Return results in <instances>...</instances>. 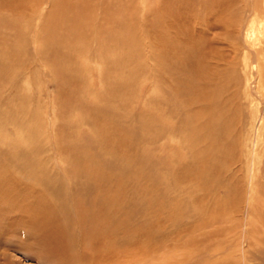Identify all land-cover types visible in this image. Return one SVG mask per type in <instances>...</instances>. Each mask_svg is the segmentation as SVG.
I'll return each mask as SVG.
<instances>
[{
    "label": "rangeland",
    "instance_id": "374dc122",
    "mask_svg": "<svg viewBox=\"0 0 264 264\" xmlns=\"http://www.w3.org/2000/svg\"><path fill=\"white\" fill-rule=\"evenodd\" d=\"M6 1L0 11V176L11 174L23 196L43 195L61 225L64 217L74 220L73 210L85 202V227L80 218L66 230L80 255L77 264H264V0H82L80 7H93L98 25L109 7L111 20L135 27L130 50L108 42L122 35L109 22L99 33L113 49L92 56L89 41L62 39L58 58L50 42L37 49L34 37L48 24L54 30L51 23L61 12L70 14L72 0ZM65 64L79 79L66 77ZM109 93L124 99L107 104L116 119L108 121L111 128L133 135H119L116 143L120 137L132 141L121 151L116 143L119 150L90 139L97 158L112 170L101 168L104 177L88 183L86 170L68 163L74 154L60 159L55 147L73 140L71 146L80 145L82 137L98 140L94 126L105 125L78 127L76 121L90 99ZM212 95L215 106L192 104ZM166 99L170 104L159 117ZM142 160L148 166L139 181L134 167ZM111 196L120 197L113 208ZM55 233L62 231L47 232L48 243ZM12 240L17 242L6 241L13 250L6 248L5 255L15 264H59L43 244L27 252Z\"/></svg>",
    "mask_w": 264,
    "mask_h": 264
},
{
    "label": "bare ground",
    "instance_id": "6f19581e",
    "mask_svg": "<svg viewBox=\"0 0 264 264\" xmlns=\"http://www.w3.org/2000/svg\"><path fill=\"white\" fill-rule=\"evenodd\" d=\"M36 2H38V1H36ZM81 2H82V0H72L71 1L72 4L70 5L72 10L71 11L67 10V11L70 12V14H67V16L66 15L64 16V14H63L64 12H61V13H59V15H61L60 17H59V15H57L56 20H55L56 23H55L54 20H53L54 23H51L52 26L54 25V30L50 31V30L47 29L48 26L51 27V25H49V24L47 25L46 28L45 27H42V29L40 28L39 32H41L42 35H40V37H34V40L36 42L38 40H40V43H39L40 47H38L37 49H41L42 48L41 46L44 45L43 42H50L51 45L54 47L51 50L52 54H53V56L55 58H58V55H62V53L60 51H62V52L64 51V48H61L62 45L65 44V42H60L62 39H65V41H67V40L75 41V40L79 39V42L80 41H89L88 44L92 45L93 49L91 48V46H88L87 50L89 51V53L92 52V56H94V54H97L99 51H100L99 53L101 54V51H107L109 48L113 49L110 45L107 46V43L101 38V37L105 38V35H100V33H99L100 30L102 32H103V30L106 31L105 30V25L109 27V22H110V24H112V27L114 26L115 29L119 28L121 30L122 35L120 34V36H116V37L112 36L110 38V41H108V42L113 43L118 48H124L125 47V48H128L130 50V47H131V44H132V37L137 33V30L135 29V27L132 24L129 25V24L126 23L124 26H122L121 24H117V20L115 18H113L111 20V17H113V16L111 15V9L108 7L107 13L102 16V17H104L103 20L105 21L104 24H99L98 25V23H101V22H99L98 20H96L98 22H95V19H93V7L89 8V10L87 11L85 6L83 8L80 7L81 6V4H80ZM83 2H85V1H83ZM41 3H42V1H41ZM10 4L13 5L14 7H16L18 5V4L15 5V3H10ZM6 6H9V2H7L6 0H0V11L5 10L4 8H6ZM263 7H264V5H263ZM12 9H14V8H12ZM106 10H107V8H106ZM253 13L256 16H258V10H254ZM32 15L33 14L31 13V14L27 15V17H31ZM23 16H26V15L23 14ZM130 16H131V14H130ZM109 17H110V19H109ZM23 18H22V20H23ZM29 19L30 18H28V20ZM262 20H264V18ZM3 21H4V19H3ZM131 21H132V18H131ZM24 22H26V21L24 20ZM1 23H0V25H1ZM256 24H258V23H256ZM256 24L254 26H256ZM262 24H263V22L261 23V25ZM7 25L9 26V23H7ZM7 25H4L5 27L4 26H2V27H4L6 29ZM39 27H40V25H39ZM110 28H109V30H110ZM255 28H257V27H255ZM259 28H261V27H259ZM263 29L264 28H262L260 30L258 29V30L261 31ZM49 32H51V33L48 36L47 34ZM254 32H255V29H254ZM104 34H106V33L104 32ZM257 36H258V34H257ZM250 39H251V37H250ZM256 39H257V37L255 38V40ZM94 49H96V50L94 51ZM174 51L175 52H177V51L179 52L180 50H179V48L176 47V48H174ZM38 56H39V51H38ZM46 58H47V56H46ZM159 59H161V61H164V62L167 61V57H164V56L159 57ZM55 63H57V62H55ZM115 63H116V61H115ZM184 63H185V61L183 62V64ZM190 64H191V62H190ZM63 68H64V71L67 74L66 77H70V78H73V79H79V77L77 78V76H75L77 73L75 74L73 72L74 69L72 67H68V64L67 65L66 64L63 65L62 69ZM72 73L75 74V75L71 76ZM257 74L260 75L259 71L257 72ZM176 79H179V78H176ZM115 81H117V80H115ZM120 82H121V84H123L122 81H120ZM124 82H125V80H124ZM179 84H180V86L182 85V87H181L182 89H186L183 83H179ZM125 85H126V83H125ZM198 89L199 88H197V90ZM112 94H114V93H112ZM112 94L109 93L110 96L106 95V98L104 97L102 99H97V100L95 98L90 99V102H88L89 103L88 107L87 106L83 107V108H87V111H84V113L81 114L82 116L78 117L79 119L76 121L77 122L76 125L78 127H80V125L83 126L84 124H86V125L94 124V125L97 126V123H99V122H101V126L105 125L104 127L98 128V129L94 126L96 131L99 130V132H100V134L98 135V137H99L98 140H96V139L93 140L94 137H92V135L90 134V137H92V138H83L82 137V138L79 139L80 145H79L78 141H76V143L74 142L73 146H71L73 141H75V140H73V141H71V144H69V145L62 146L60 143H58L57 147H55L56 148L55 149L56 150V154H57V156L60 159H63L62 157L64 155L68 154V153L74 154L75 159H71L70 162H68V163L76 166L77 168H80V171L86 170V175H87L86 176V180H87L88 183H90V182H93V183L98 182V178H103L104 177V176H102L100 174L102 172L101 168H103L105 173H106V171L112 170V168L110 166L107 167L106 164H102V160L97 158V156L93 152V148L90 146V145H92L90 143V139L92 140V142L96 143L95 145H102L103 147L109 146V148L112 149V150L121 149V151L125 150L124 148H128L130 146V144H131V141H132V139H131L130 142H128L126 139L120 137L121 144L119 143V145H117V143H116L117 141H119L118 140L119 139L118 138L119 135H125V136L129 135V138H130L132 134H131V132L118 130L119 127H117L118 129H115V127H113V129L111 128L113 123H112V121H110V122H108V121L110 120V118H111V120L114 118V113H113L114 111L109 110V108H107V106L108 105L111 106V103H115V104L118 105V103H121L124 100V99L123 100L120 99L119 98L120 96L117 97L118 95L116 96L117 98H114L112 96ZM108 96L110 98H108ZM212 96H214V95H212ZM215 98H216V95L214 97H211V100H208V101L207 100L206 101L203 100L201 102L197 101V103H196L195 100H192V104H194V105H198V104L202 105V104H207V102H208L210 105L212 104L213 106H215V104L217 102V99H215ZM172 100H174V99H172ZM95 102H98L99 104H103V106L100 107L98 104H95ZM174 102H176V101H174ZM167 103H169L167 99L164 100L161 103L162 104L161 106H163V108L161 109L162 111L158 113L159 117H160V113L163 114V110L166 109L165 107H166ZM124 105H126V104H124ZM105 106H106V109H105ZM207 107H209V106H207ZM171 109H172V107H171ZM167 111L168 110H166V112L164 114H167L168 113ZM174 113H175V111H174ZM222 114H223V111L221 112V110H220V114L219 115L222 116ZM128 117H130V116H128ZM158 121H161V120L159 119ZM109 123H111V125H109ZM114 123H116V122L114 121ZM151 123L152 122L149 121V120H147V123L144 122V124H146V127L148 129H150ZM161 125L162 124H160L159 127H161ZM172 129H173V127H172ZM105 131H106V134H105ZM143 131H144V129H143ZM153 133H155V132H153ZM158 133L159 134L161 133L160 130L158 131ZM113 143H116L115 146L119 147V149H115V146H113ZM259 146H260L259 142L257 141L253 145L251 150L256 151ZM109 148H104V149L109 151ZM262 149H264V145H262ZM118 153L119 152H117V154ZM253 158L255 159V153H253ZM14 159L15 158H13V160ZM129 159H127V160H129ZM254 159L252 160V163H254V161H255ZM68 160H69V158H68ZM15 161H16V159H15ZM134 161H135V157H133L131 159V163L134 164L133 163ZM12 164H13V167L16 166V162L12 161ZM128 166L129 165H125V167L122 169V172H121V174L119 176L121 179H122V176H124V175L126 176V173H128L127 170H126ZM138 166H139L138 168L134 167L135 168V175H133V176L139 177L140 178L139 181H140L142 179L143 172L146 170V166H148V165H147V163L145 161L142 160V162L140 164H138ZM19 169H20V167H19ZM251 169H255V164L252 165ZM89 170L91 171V173L89 172ZM129 170H130V168H129ZM78 174H79V172H78ZM8 175L10 176V178H7ZM76 175L77 174L69 175L68 178L64 177L63 180L64 181L70 180V179H72V177H75ZM81 175H84V174L81 173ZM111 176H112V173H111ZM0 177H2V176H0ZM21 185L22 184H19L17 182V180H15V178L12 177V175L9 174V173L5 174V176L0 178V244H1L0 246L3 245L2 248H4L3 254H4V257H5V263L3 262L2 264H15V262L12 259H9L5 255V252H7L6 248L10 247V250H13V249H11L12 248L11 246L6 245L7 244L6 241L7 240L10 241L11 237H13V239L17 238V242L15 240H12V241H15V244L17 245V247L19 249L25 248L27 250V252H28V249H29V251H31V250L33 251L37 246H39L40 244L41 245L43 244L44 245L43 249L47 248L48 256L53 255V254L55 256H57V263H59V264H64V262H65V264H77V263H80L81 260L78 257L80 255H78V252H76L77 250L75 248H72V241L70 239H68V234L66 233V230L68 229V223H70L73 226V224H76V221L79 222V219L82 217L83 212L85 210L84 207H83V204L85 202L84 201L83 202L80 201V203H78V207L75 208V210H73L74 211V215H75L74 216V220L70 219L69 217H64L65 221L63 222V225H61L60 220L58 219V217H57V215H56V213L54 211V208L50 211V209L47 208L48 206H44L45 205L44 196L43 195H35V196L32 195L33 198L30 199L31 197L29 196V194H25L24 195L25 197H24L23 195H21L19 193ZM98 193H103V191H101L100 188H99L98 189ZM18 195H21L22 198H19ZM96 196L97 195H94V200H96ZM109 199H110L109 202L112 203V208L115 207L116 205H118V203H120V201H119L120 197H118V196L117 197L111 196V198H109ZM114 199L115 200L117 199L118 202L117 201L116 202L113 201ZM73 206H75V203H73L72 207ZM118 209L120 210V208H118ZM118 209H116L115 211L118 212L119 211ZM123 209H124V207H123ZM15 216H17V217H15ZM20 216H21V219L15 220L16 218H18ZM14 217H15V219H14ZM113 220L110 223H113ZM79 223H80V226H82L83 228L85 227L84 226L85 225L84 217L81 218ZM114 224H115V222H114ZM111 227H115V226L111 225ZM60 230L62 231V233H55L56 235L54 237V239H55V241L53 242L54 244L53 243H48V239L46 237L47 236V232H52V231L53 232L54 231L59 232ZM67 242H68L69 245L66 244ZM15 244H13V248H14ZM16 248H15V250H16ZM48 250H50V251H48ZM63 250H65V252H63ZM84 250H85V248H84ZM35 252H38V249H35Z\"/></svg>",
    "mask_w": 264,
    "mask_h": 264
}]
</instances>
